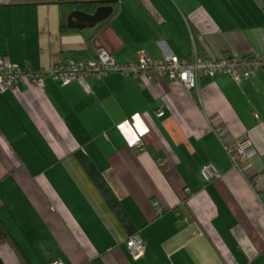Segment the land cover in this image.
Wrapping results in <instances>:
<instances>
[{"label": "crops", "instance_id": "0c3cea01", "mask_svg": "<svg viewBox=\"0 0 264 264\" xmlns=\"http://www.w3.org/2000/svg\"><path fill=\"white\" fill-rule=\"evenodd\" d=\"M60 20L56 0H0V58L39 73L98 50L264 55V0H119L93 28ZM86 84L23 78L0 93V218L30 264H264L263 72L200 78L199 96L115 73ZM239 141L243 172L226 150ZM205 165L220 178L205 182ZM0 259L19 264L8 245Z\"/></svg>", "mask_w": 264, "mask_h": 264}, {"label": "built area", "instance_id": "2783aa9c", "mask_svg": "<svg viewBox=\"0 0 264 264\" xmlns=\"http://www.w3.org/2000/svg\"><path fill=\"white\" fill-rule=\"evenodd\" d=\"M258 72L264 74V55L255 52L243 58L234 56L204 58L193 51L187 58H177L175 56L151 57L144 51H139L132 61L118 63L105 51L98 50L92 59L70 57L64 62L55 64L50 70L39 73L21 70L6 59L0 58V93L15 90L16 83L23 78L37 87H43L47 78L61 86L77 83L86 93H91V88L86 84L87 78H103L115 73L132 79L140 85L152 80L165 79L179 83L187 91H195L199 96L198 80L200 78L224 75L238 84L252 79ZM163 114V110L159 109L156 116L161 118ZM246 144L245 141H239L226 147L232 168L240 172H243L244 163L247 160ZM142 145L141 142L137 143L140 148ZM200 175L205 182L220 178V173L210 165L203 166L200 169ZM157 213H161L160 207L157 208ZM125 245L133 260L143 257L144 247L137 235L128 237ZM52 264L62 263L56 261Z\"/></svg>", "mask_w": 264, "mask_h": 264}, {"label": "trees", "instance_id": "16d2710c", "mask_svg": "<svg viewBox=\"0 0 264 264\" xmlns=\"http://www.w3.org/2000/svg\"><path fill=\"white\" fill-rule=\"evenodd\" d=\"M118 1L119 0H56V4H58L61 11V27H66L67 16L73 11L80 10L92 14L95 9L100 6H109L115 8ZM2 245H8L13 249L17 258L19 259V264H30V262L18 248L9 230L0 218V246ZM0 264H3L1 259Z\"/></svg>", "mask_w": 264, "mask_h": 264}, {"label": "water", "instance_id": "95a60500", "mask_svg": "<svg viewBox=\"0 0 264 264\" xmlns=\"http://www.w3.org/2000/svg\"><path fill=\"white\" fill-rule=\"evenodd\" d=\"M113 11L114 8L109 6L97 7L92 14L76 10L68 14L66 26L68 29L77 30L93 28L109 19L112 16Z\"/></svg>", "mask_w": 264, "mask_h": 264}]
</instances>
